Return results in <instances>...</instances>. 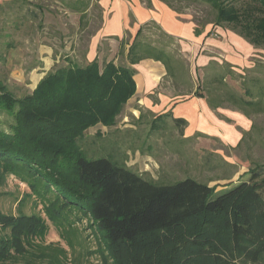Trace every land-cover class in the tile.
<instances>
[{
	"label": "trees",
	"instance_id": "16d2710c",
	"mask_svg": "<svg viewBox=\"0 0 264 264\" xmlns=\"http://www.w3.org/2000/svg\"><path fill=\"white\" fill-rule=\"evenodd\" d=\"M194 1L214 10L211 20L195 18L197 25L227 28L264 48V0ZM143 28L127 48V65L110 60L99 66L95 58L84 66L55 67L20 97L0 82V107L12 118L0 126V171L27 186V198L42 206L69 248L73 240L63 231L73 222L65 217L88 220L98 234V264H264V164L225 185L192 177L158 183L118 158H88L80 146L86 129L113 125L134 94L132 65L159 61L166 75L190 85L184 56L158 46L161 40L145 37ZM263 67L247 69L257 76L238 74L240 94L226 81L236 75L232 65L211 62L194 95L205 97L211 109L229 105L247 116L264 113ZM166 117L180 132L188 124L169 112L151 121L150 132L166 128ZM0 227L8 230L0 236V264H71L64 247L45 243L43 217L0 211Z\"/></svg>",
	"mask_w": 264,
	"mask_h": 264
},
{
	"label": "rangeland",
	"instance_id": "374dc122",
	"mask_svg": "<svg viewBox=\"0 0 264 264\" xmlns=\"http://www.w3.org/2000/svg\"><path fill=\"white\" fill-rule=\"evenodd\" d=\"M171 2L175 6H180L184 15L190 18L194 17L201 21L213 18L214 10L208 4L199 1H193V3L190 0H173ZM21 3L27 10V15L24 18L27 21L26 28L29 35L41 34L40 41L42 43L60 45L62 50H69L65 46L70 45V47L76 48V52L82 53L87 47L90 36L99 26L96 7L90 8L88 18H84V21L81 22L78 21V13L69 11L64 14V9L57 0H21ZM31 11L35 13L34 16ZM207 26L211 27L210 24ZM3 30L0 25V82L7 84L15 96H24L30 93L27 89H30L31 86L28 85L26 89L19 86L20 83L15 76L19 53L14 51L17 49L24 51V45L17 47L21 39L7 36L10 33L12 35L15 33L10 27H3ZM214 30L212 35L216 37ZM24 40L23 38L22 41ZM126 40L129 39L126 38ZM103 43H101V48H105ZM103 48L101 51L104 50ZM244 48V45L239 47L240 50H244ZM122 49L120 47L117 59L115 55L112 57V54L100 52L96 58L99 66L110 60L116 64H126ZM238 51V49H234V52ZM226 54L224 51L219 53V58L223 62L229 57ZM32 55L29 54V56ZM245 57L246 68L235 72L236 75L232 77H226L229 88L240 94H243V89L242 80L238 74H245V78L247 75L257 76V72L249 70L248 73L247 69L253 67V70L257 71L259 67H263L261 65H264V48H250ZM185 59L188 66L189 87L183 84L184 80L183 82L174 81L166 74L162 75L158 84L149 90L144 78L142 87L144 84L145 91H137L135 82L134 94L127 100L113 125L96 124L84 131V135L80 138V146L90 154H86L88 158L107 155L118 158L120 162L144 178L153 179L158 183L192 177L208 183L209 186L225 185L245 179L248 176L249 168L264 164V113L252 114L250 119L246 118L248 123L246 120L241 122L237 118L239 115L233 118L219 116L228 126H234L238 130L241 129L239 124L247 127L248 132L241 131L240 142L235 146H231L220 136L193 129L195 103L190 101L198 98L194 94L199 82L204 79V73L201 69H196V63L192 57ZM55 67L59 66L55 65ZM225 106L228 109L231 108L229 105ZM177 109H182L187 115L188 127L186 126L180 132L179 127L172 126L171 118L166 117L163 118L166 120V128H162L154 134L150 132L151 121L165 113H174L173 111ZM194 110L197 111L195 108ZM241 116L243 115L241 114ZM11 120V116L0 107V126L6 128ZM186 137L189 139L185 140ZM231 186L233 185H229V187ZM28 192L27 186L18 183L13 176H6L0 171L1 212L10 216L39 215L43 217L48 224L45 243L64 247L70 261L67 263H100L98 234L94 232L95 228L88 220H81L79 217L75 219L73 213L65 217L66 222H73L71 228L63 231L66 238L73 240L72 247L69 248L66 240L60 238L61 231L53 226L44 215L42 206L33 198H27ZM77 216L80 215L77 214ZM73 228L77 230L72 233ZM6 233L8 230L0 227V236ZM100 246L102 247V245Z\"/></svg>",
	"mask_w": 264,
	"mask_h": 264
},
{
	"label": "crops",
	"instance_id": "0c3cea01",
	"mask_svg": "<svg viewBox=\"0 0 264 264\" xmlns=\"http://www.w3.org/2000/svg\"><path fill=\"white\" fill-rule=\"evenodd\" d=\"M57 1H59L63 7L64 14L69 13V11L78 13V21L81 22L84 21V18H88L90 8H97L99 26L90 36L87 47L82 53L76 52V48L70 47V45L65 46L68 47L69 50H62L60 45L55 46L54 44L42 43L40 41L41 34L38 35L35 33L29 35L26 28L27 21L24 18L25 15H27V10L22 5L21 0H0L1 29L3 30V27H10L15 33L13 35L10 33L7 36L21 39L17 47L24 45V51L20 49L14 50L16 53H19L18 66L15 68V76L18 78L21 88L26 89L28 85L31 86L30 89H27L28 93L33 90L38 81L46 73L51 71L55 65L84 66L91 60L98 58L100 52L109 55L112 54V57L115 55L117 59V53L120 52V47L123 48L122 55L125 56L129 44L141 27H144L142 31L145 37L151 40H161V42H156L158 46L165 48L167 51L176 50L177 53L182 54L184 58L192 57L196 63V69L199 68L202 72L203 68L211 62H216L218 64L227 62L232 65L233 71L237 73L239 70L246 68L247 62L245 61V56L249 53L250 48L254 47L231 30H225L227 28L212 26L210 23L204 26L197 25L194 21L195 18L185 16L182 12L183 10H181L182 8H180V6H175L171 2L173 0ZM190 1L193 2L194 0ZM31 13L34 16L35 13L33 11H31ZM149 23H153L156 29L154 28L153 30L151 27L148 30L145 28ZM209 24L211 25L210 28L207 26ZM195 29L198 31L195 32ZM213 30L216 33V37L212 35ZM168 37L171 38L170 41L167 40ZM23 38L25 39L24 41H22ZM126 38L129 40L127 41ZM70 42H72V40H70ZM102 42H104L103 46H105V48L102 47L104 50L101 51ZM29 43L30 45H28ZM242 44L245 47L244 50L239 49V47L243 46ZM234 49H238L239 51L234 52ZM220 51H224V53H227L229 56L224 62L219 58ZM29 54L33 55L29 56ZM132 66L137 70L134 76L137 91H145L144 84L142 87L143 78L145 82H147V88L149 90L158 84L159 78L162 75L166 74L163 64L152 59H144ZM248 69H250V67ZM190 102L195 103L193 107V112L195 114L194 130L220 136L231 146H235L240 142L242 136L241 131L248 132L245 125L239 124L241 129L238 130L234 126H228L219 116L233 118L239 115L237 118H239L241 122L246 120L248 123L247 119H250L252 114L247 116L237 109H228L226 106L211 109L207 105L205 97H198ZM194 108L197 111H195ZM173 112L174 113H171L173 117H183L188 122L187 115L182 109H177ZM241 114L243 116H241ZM221 188L223 187H217V189Z\"/></svg>",
	"mask_w": 264,
	"mask_h": 264
}]
</instances>
